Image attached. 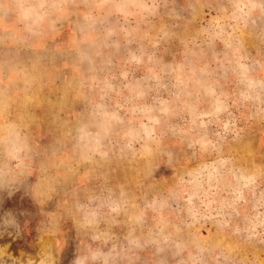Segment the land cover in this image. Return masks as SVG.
<instances>
[{"label": "rangeland", "instance_id": "rangeland-1", "mask_svg": "<svg viewBox=\"0 0 264 264\" xmlns=\"http://www.w3.org/2000/svg\"><path fill=\"white\" fill-rule=\"evenodd\" d=\"M0 264H264V0H0Z\"/></svg>", "mask_w": 264, "mask_h": 264}, {"label": "crops", "instance_id": "crops-1", "mask_svg": "<svg viewBox=\"0 0 264 264\" xmlns=\"http://www.w3.org/2000/svg\"><path fill=\"white\" fill-rule=\"evenodd\" d=\"M257 57V59H259V57L258 56H256ZM80 182V181H79ZM78 182V183H79ZM70 204H73V202L69 199V200H67V203H66V205L69 207L70 206ZM73 213V219L75 220V221H77V222H81V217L80 218H78V216L76 217V216H74V212H72ZM72 216V215H71Z\"/></svg>", "mask_w": 264, "mask_h": 264}]
</instances>
